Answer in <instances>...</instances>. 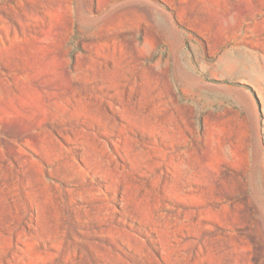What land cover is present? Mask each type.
<instances>
[{"label":"rangeland","instance_id":"obj_1","mask_svg":"<svg viewBox=\"0 0 264 264\" xmlns=\"http://www.w3.org/2000/svg\"><path fill=\"white\" fill-rule=\"evenodd\" d=\"M0 264H264V0H0Z\"/></svg>","mask_w":264,"mask_h":264}]
</instances>
